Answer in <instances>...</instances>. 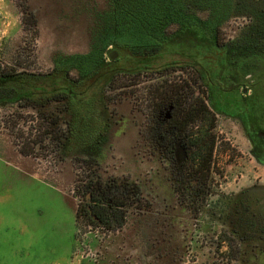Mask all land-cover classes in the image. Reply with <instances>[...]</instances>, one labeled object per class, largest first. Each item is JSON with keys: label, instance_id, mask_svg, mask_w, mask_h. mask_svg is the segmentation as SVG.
I'll return each instance as SVG.
<instances>
[{"label": "rangeland", "instance_id": "374dc122", "mask_svg": "<svg viewBox=\"0 0 264 264\" xmlns=\"http://www.w3.org/2000/svg\"><path fill=\"white\" fill-rule=\"evenodd\" d=\"M95 1L61 0L48 5L44 0H0V66L12 73L44 75L50 70L51 52L60 49L64 57L65 54L84 53L87 49L86 37L90 34L101 36L105 15L111 17L109 13L105 14L102 6L95 4L99 1ZM39 7L41 9L38 10ZM242 24L241 19L231 20L217 35L218 42L230 43L234 53L240 50L237 46L240 42H235L236 46L232 47L231 40ZM175 26L165 28L168 35L178 29ZM213 45V40L209 38L199 41L190 32L182 31L164 43L162 53L168 54L171 61L184 63L191 60L195 69L202 72L207 65L198 55L230 48ZM223 53H219L220 58L227 63L228 55L224 57ZM102 58L105 60L106 56ZM236 62L252 71L253 80L257 83L253 90L257 97H264V53L254 52L243 60L234 57V65ZM223 66L219 65L220 72L226 74L233 71V68H227V71ZM59 72L39 76L43 79L37 80H54ZM68 73L72 78V73ZM101 74L102 71L97 70L96 74L81 80L78 85H72L78 94L72 99L71 107L78 111L80 117L74 120L76 130L73 141H77L80 135L77 130L84 126L94 136V143L87 147L81 146L80 142L78 145L72 142L77 150L73 148L67 156L79 159L100 156L96 162L101 165L99 173L103 179L149 180L151 208L146 215H130L126 225L116 231H105L76 220V203L81 195L78 197L73 192V186L76 175L83 176L81 165L85 164L77 157L59 161L57 145L60 139L63 140L61 134L64 127L56 129L54 119L42 111L2 109L0 264H236L231 250L243 241H248L244 248L245 264H264V228L249 222L252 221V214L244 218V222L248 221L244 223V230L252 232L251 235L244 240L242 232L234 231L232 245L226 237L223 238L225 234L222 231L211 235L210 229L204 226L205 219H191L187 211L180 210V206L178 208L170 201L168 195L171 190L162 168L157 165V156L151 155L149 142L132 122L136 119L125 117L128 107L125 102L117 105L118 110L107 126L96 117L91 118L93 111L97 110V107L93 109L94 105L99 106L100 89L106 79ZM175 75L185 77L192 74L183 70ZM129 82L134 80L119 76L114 85L118 89L129 85ZM104 93H108V88ZM110 97L112 101L122 102V92H115ZM86 103L91 104L90 109L83 106ZM11 114L23 117L24 124L20 122L16 127L23 133L33 129V133L40 135L44 133L45 126L48 127L44 139L32 146L33 155L23 156L14 146V141L21 146L24 138L17 140V134H14L15 140L9 137L6 122ZM217 128L212 187L219 193L237 195L252 184L264 185V169L247 155L243 139L235 128L223 120H217ZM250 202L238 201V209L241 212L246 209L255 211L257 207ZM4 211L10 212L8 218L4 216ZM232 214L235 215L234 209ZM21 215L28 222L22 228L17 221L22 222ZM55 222L57 225L52 224Z\"/></svg>", "mask_w": 264, "mask_h": 264}, {"label": "trees", "instance_id": "16d2710c", "mask_svg": "<svg viewBox=\"0 0 264 264\" xmlns=\"http://www.w3.org/2000/svg\"><path fill=\"white\" fill-rule=\"evenodd\" d=\"M128 17L132 19L141 17L147 21L138 22L132 26L128 24V31L123 30L122 23L111 27L105 26L101 31V36L98 37L99 41H97L98 49L101 51L98 55L89 58L95 67L104 60L102 51L109 44L110 38L115 39L118 44H135L138 39H143L142 42H145L153 37L158 38L161 31L172 24H180L192 35H204L207 39L214 40V43L215 40L217 41L214 36L220 33L224 25L231 20L241 19L243 24L237 30L234 39L231 40L234 46H236L235 42H240L237 46L241 52L264 53V0H144L137 10L134 6L129 5ZM97 70L92 74H96ZM92 74L79 73V83L81 80L91 77ZM175 74L165 75L167 77L158 80V84L144 85L141 95L143 102L148 104L156 98L160 101L169 98L174 102L175 114L171 122L166 124L167 128L169 126L173 128L172 135L162 138L144 134L143 137L152 148L151 155L155 156V148L158 143L159 145L164 144L167 158L164 162L165 166L161 168L171 192L176 195L178 204L186 205L191 219L195 221H198L197 218L205 219L204 226L210 229L209 232L212 235H215V231H222L225 234L222 235L223 238L226 237L228 242L233 243L235 236L232 231L233 225L230 223L232 218H235L232 210L234 209L235 212L238 210V201L236 198L233 200L231 193H219L212 187V176L215 170L214 152L218 142L216 118L194 94L192 85H189L182 76ZM0 75L5 92L10 91L11 88L23 91L24 85L29 80L31 85L38 86H44L48 82L37 80L40 78L38 75L26 77L24 73L8 72L1 66ZM102 75L105 76L106 73H102ZM63 76L65 104L63 106L64 132L62 135L66 140L63 144L64 152L68 154L77 147L72 142L76 144L80 142L81 146L91 147L94 143V136L82 126L77 130L80 131L77 141H73L75 135L73 132L76 130L73 126L74 120L80 119V117L79 114L73 113L71 107L73 94L70 86L73 81L67 73H64ZM112 76L111 82L114 83L119 75L113 74ZM12 78H14L13 83H11ZM16 78H19L18 82ZM83 106L91 108L89 103ZM7 108H9L7 105L2 107V109ZM8 118L6 130L10 132L9 137L15 140L14 134H17V140L24 138L25 141L20 143L21 146L17 142H13L18 148V152L23 156L33 155L32 146L44 139L43 136L47 134L48 127L45 126L44 133L40 135L33 133V129L28 130V133H23L24 131L16 128L20 122L22 125L24 124L23 117L11 114ZM44 122L46 125L48 124L47 119ZM66 133L69 137H66ZM24 135L26 136L22 137ZM178 143L185 150V159L180 165V170L176 172L170 166L174 162V149ZM71 148L74 149L71 151ZM94 178L88 174L81 179L76 177L73 192L78 197L81 195L76 205V220L79 219L87 225L96 226L105 231H116L126 225L130 215L143 216L151 208L149 180L129 182L125 179L116 181L111 178L103 181ZM216 194H220V198H214ZM244 248L245 246L239 245L236 249L231 250L236 264H245Z\"/></svg>", "mask_w": 264, "mask_h": 264}, {"label": "flooded vegetation", "instance_id": "af4514ba", "mask_svg": "<svg viewBox=\"0 0 264 264\" xmlns=\"http://www.w3.org/2000/svg\"><path fill=\"white\" fill-rule=\"evenodd\" d=\"M44 1H46L48 5H51L54 1L59 3L61 0ZM97 1H95L97 2L95 4L102 6L105 9V14L107 12L111 15V17L105 15V21L102 22L104 26H116L118 22H120L124 25L123 30L128 31V24L132 26L135 25V23H143L147 21L141 17H139V19H132L128 17L129 5L134 6L137 10L139 6L144 3V0ZM39 9H41V7H39L38 10ZM175 27L178 29L172 34L168 35L167 30H162L158 38L153 37L150 38V40H145V42H142L143 39H138L135 44H118L115 39L110 38L109 44L102 51V56H106V59L97 64L96 67L89 61V58L94 55H98L101 49H98L97 41H99V38L95 37L96 35L94 34H90L86 37L87 49L84 53L77 52L74 54H65L64 57L63 53L60 52V49L51 52L49 56V72L38 76H47L49 74H58L59 71L61 72H59L60 75L58 77H55L54 80H49L47 84H44V86L34 84L31 85L29 80L27 84L24 85L25 89L23 91L11 88L10 91L5 92L3 91L4 88L1 82L2 76L0 75V110H2L3 106L5 107L7 105V107L12 109L13 112L20 111L21 109L38 112L42 111L47 113L51 119H54L53 124L56 129L61 128L64 126L63 106L65 104L63 100V74L67 73L68 75V72L72 73L73 77L71 80L73 81V84L78 85L79 73L86 72L92 74L96 69H98L101 70L102 73H106V79L100 89L101 92L98 102L99 106L98 104H95L97 106L94 105L93 109L97 107V110L93 111L94 113L91 118L93 117V119H95L96 117L99 121L103 122L105 126H107L108 123H110L109 119L112 118L118 110L117 105L125 102L124 104L128 106L125 117L136 119L132 120V122L136 127L138 126V132L142 136L144 134L145 136L150 134L154 137H168L172 135L173 128L170 126L167 128L166 124L171 122L172 117L175 114L174 102L169 98L167 100L162 99L161 101L156 98L149 104L144 103L141 97L142 89L144 85L147 86L149 83L158 84V80H163L167 77L165 76L167 74L169 75L184 70L186 73L191 72L192 75H187L183 78L188 81L189 85H192L194 94L200 98L202 104L214 115L216 121L223 120L224 122L230 124L233 129L235 128L237 134L243 139L245 144L244 149L247 155L257 166L264 169V97H257L255 90H253L257 83L253 80L252 71L245 66L238 65L237 62L235 63L236 66L234 65V57L243 60L253 52H241L239 50H235L234 53V49H231L230 43H219L218 40H215L213 46L218 48H230L223 51L213 50L209 55H198V57L203 59L207 65L202 68V72H199L193 66V61L185 60L184 63H181L182 61L179 60L171 61L168 59V54L162 53L164 43L169 40L170 37L174 34H179V32L182 31L190 32L180 24H176ZM195 38L199 41L206 40V37L200 34L195 36ZM214 38L216 39L217 36H214ZM232 47H234V43ZM110 53H115L114 59L109 57ZM219 53H223L224 57L225 55H228L226 56L227 63L224 59L220 58L221 54ZM185 57L186 56H183V58ZM221 64H223V67H226V69L233 68V71H229L227 69L230 73L226 72L225 74L220 72L218 67ZM234 66L236 67V70L234 69ZM24 74L26 77H30L31 75L37 76V74L32 73ZM113 74H117L125 78L128 77L130 80H134V82H129V85L125 84L117 89L114 85L115 82H111ZM13 81L14 78H12L11 83H13ZM16 81L18 82L19 78H16ZM72 85L70 88L71 93L73 94V99L74 96H77L76 94H78V92ZM107 88L108 93H104V90ZM115 92H119L120 94L122 92L121 103L110 99L111 94ZM72 109L74 114H78V111H75L73 107ZM138 117L140 118V121L138 120ZM51 125L52 123H50L49 126ZM65 135L66 137H69L68 133ZM65 142L66 140L60 139L57 145V152L59 155L58 159L60 162L67 158L77 157L67 156L64 152L63 146ZM155 149L157 165L164 167V162L167 158L165 155L164 144L162 143V145H159L158 143ZM72 150L73 149L71 148V151ZM65 154L66 156L63 157ZM173 157L174 162L171 163L170 167L178 172L180 170V166L177 165L175 156ZM77 158L79 159V157ZM99 158L100 156L96 159L95 157L94 159H89V157H86V159H79L83 165L85 164L84 166L81 165V170L84 169L82 172L83 176L88 174L91 178L95 177L99 180H107L100 177L99 170H101V165L96 162ZM80 175L78 174L76 177L82 178L83 176ZM220 196V194H216L214 195V198H220ZM168 197L172 203H175L178 206V208L180 206V210L189 212V209L185 204H178L176 195L173 192H171ZM231 197L233 200L236 198V201H251L250 203H253V206L257 207L255 211H250L248 209L244 212H241L240 209L237 210V213L234 211L235 218L232 221V231L242 232L244 235L243 239L246 240L252 233L247 232L246 229L244 230V223L248 222H244V218L246 216L248 217L249 214H252V221L249 222H254L258 225V227L264 228V185L256 183L252 184L247 189L241 191L240 194H232ZM240 198L244 199L241 200ZM242 206L244 207V204ZM245 243H248V241L240 242L237 246H245ZM232 245H234V242Z\"/></svg>", "mask_w": 264, "mask_h": 264}, {"label": "water", "instance_id": "95a60500", "mask_svg": "<svg viewBox=\"0 0 264 264\" xmlns=\"http://www.w3.org/2000/svg\"><path fill=\"white\" fill-rule=\"evenodd\" d=\"M109 57L111 59H114L115 58V53L114 54L110 53ZM174 156H175V160H176L177 165L180 166L183 163L184 159H185V150L179 143L175 147Z\"/></svg>", "mask_w": 264, "mask_h": 264}, {"label": "crops", "instance_id": "0c3cea01", "mask_svg": "<svg viewBox=\"0 0 264 264\" xmlns=\"http://www.w3.org/2000/svg\"><path fill=\"white\" fill-rule=\"evenodd\" d=\"M5 212V215L4 216H6V218H8L9 217V215H10V212L9 211H4ZM16 212V211H15ZM23 212V211H22ZM21 212V213H22ZM17 215V213L15 214V216ZM20 216V215H19ZM17 217V216H16ZM21 217L23 218V220H22V222H20V220L19 219H17V221H18V223L20 224V227L22 228V227H25L27 224H28V222H25V220H24V217H23V215H21ZM18 218V217H17ZM23 223V225H21ZM53 225H57V222H55V223H52Z\"/></svg>", "mask_w": 264, "mask_h": 264}]
</instances>
